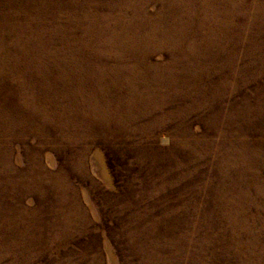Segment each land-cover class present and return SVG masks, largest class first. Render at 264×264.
Here are the masks:
<instances>
[{
	"label": "rangeland",
	"instance_id": "1",
	"mask_svg": "<svg viewBox=\"0 0 264 264\" xmlns=\"http://www.w3.org/2000/svg\"><path fill=\"white\" fill-rule=\"evenodd\" d=\"M0 264H264V0H0Z\"/></svg>",
	"mask_w": 264,
	"mask_h": 264
}]
</instances>
